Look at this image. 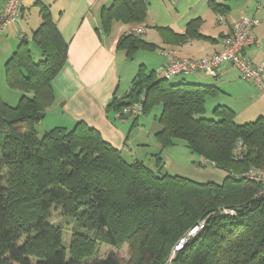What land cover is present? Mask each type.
<instances>
[{
    "label": "trees",
    "instance_id": "trees-1",
    "mask_svg": "<svg viewBox=\"0 0 264 264\" xmlns=\"http://www.w3.org/2000/svg\"><path fill=\"white\" fill-rule=\"evenodd\" d=\"M229 1L208 5L219 17L230 10ZM39 13L30 39L23 36L4 64L6 82L20 97L14 106L0 98V264H116L112 253L95 258L93 248L96 242L127 241L141 244L138 264H162L165 256L155 252L153 236H170L174 245L200 219H206L202 230L175 252L172 264H264V197L244 175L249 167H264V117L237 124L230 108L216 106L218 117L205 118L206 97L216 86L171 83L142 67L129 90L112 97L107 110L113 114L140 99L142 114L159 105L160 150L182 142L198 157L195 166L225 171L220 182L164 172L159 154L152 169L83 121L39 136L36 124L54 100L52 81L68 49L48 7L40 5ZM146 15L147 0H112L100 9L106 32L113 21L142 23ZM200 21H189L182 35L159 30L164 39L207 38L198 31ZM133 33L117 43L127 59L154 47ZM224 208L235 214H224ZM71 216L78 221L68 231L50 222Z\"/></svg>",
    "mask_w": 264,
    "mask_h": 264
},
{
    "label": "crops",
    "instance_id": "crops-1",
    "mask_svg": "<svg viewBox=\"0 0 264 264\" xmlns=\"http://www.w3.org/2000/svg\"><path fill=\"white\" fill-rule=\"evenodd\" d=\"M111 1L21 0V20L10 23L0 34V53L4 58L11 53L10 51L13 52V44L10 41H15L16 38L19 41L23 36L30 39L32 31L41 22L40 5L48 7L58 31L68 44L66 61L52 81L54 100L44 117L45 119L52 113L49 130L57 126L68 129L75 122L83 121L99 131L107 143L121 150L123 154L141 158L140 151L146 145V140L140 138L139 133L133 134L135 124L130 123L133 117L119 119L111 110H107L112 97L115 95L119 98L124 95L135 76L133 74L122 79L121 63L126 62L127 57L125 51L117 47L119 39L134 32V35L154 45L153 48L145 50L161 49L163 60L156 66L159 71L167 62L164 51H172L178 57L193 59L220 51L224 46L223 37L242 14L255 16L260 20L258 1L261 3L262 0L229 1L226 4L230 10L222 19L211 11L208 0H147V15L144 22L125 24L113 21L109 32H106L101 23L100 9L104 5L108 6ZM4 2L5 0H0V9ZM196 19L201 21L198 26L195 22L192 23L191 29L197 26L198 31L207 38L181 36L183 38L177 39L168 34L164 39L160 33L159 28H168L173 33L182 35L187 23ZM260 23L261 20L251 32V37L257 39L259 43L262 42L258 38L257 30ZM137 29H142V32L137 34L135 32ZM27 30L31 33L27 34ZM250 48L252 47L245 49L246 56L252 52ZM229 70L227 67L222 68L219 76L223 78ZM189 76L190 82L218 86L216 78L203 72L197 71ZM160 128L155 116L146 134L154 140L156 148L159 145L155 133ZM174 162L176 163L173 169L178 175H185L193 180L204 176V169L193 165L192 162L186 160Z\"/></svg>",
    "mask_w": 264,
    "mask_h": 264
},
{
    "label": "rangeland",
    "instance_id": "rangeland-1",
    "mask_svg": "<svg viewBox=\"0 0 264 264\" xmlns=\"http://www.w3.org/2000/svg\"><path fill=\"white\" fill-rule=\"evenodd\" d=\"M257 2V1H256ZM257 4V3H256ZM260 6V14L258 17L261 20L260 26L258 27V38L262 40L257 47L256 45L251 46L252 52L250 51L247 54V57L251 59L255 64L264 60V0L258 1ZM31 31L27 30V34H30ZM4 37V36H2ZM15 42V43H13ZM13 45L14 50L16 46L19 44V39L10 41ZM161 50V49H160ZM160 50H145L138 49L134 51L131 59L126 58V62L122 61L120 74L122 79H126L133 74H136L138 69L142 67L145 72L157 71L158 64L163 60L162 55L160 54ZM12 53V51H10ZM11 53H8L6 57H2L0 53V98L5 103L14 106L17 104L20 91L12 89L8 86L5 79V60L10 56ZM161 55V56H160ZM201 72V71H199ZM159 76V74H157ZM189 74L182 76H174L169 80L171 83H176L181 81L190 82ZM217 81V90L214 93L207 95L205 101V112L203 116L205 118H217L218 116L213 112V109L216 106H226L230 108L234 113V122L237 124H243L247 122H252L256 120L259 116L264 117V95L261 92L260 88L254 86L250 82L242 80L237 71L230 68V70L221 78V76L216 77ZM160 112V106L153 107L146 114H142L138 117V121L132 118L131 124L134 123L133 126V134L139 133L140 138L146 140V145L143 150L140 151V156H142V160H144V164L148 167L154 169L156 167V156L154 154H159L160 156V164L163 166V171L168 172L169 174H176L174 161L186 160L187 162H193V165H196L198 161V157L194 154H190L189 150L183 146L182 142H178L173 146L166 147L162 150L155 147L154 140L147 136L146 132L153 124L155 116H158ZM52 113H49L45 119H42V122L36 124V130L39 136H41L44 132L51 128L49 124L52 123ZM130 119V118H129ZM44 120V121H43ZM138 124V125H137ZM71 128V127H70ZM69 129V128H68ZM141 133V134H140ZM127 156V155H126ZM128 157V156H127ZM250 168V167H249ZM204 176L199 177L197 180L199 182H207V181H217L219 182L224 176L225 171L219 168H216L211 165H207L203 167ZM185 176V175H181ZM260 191V187L258 193ZM257 193V195H258ZM223 210V209H222ZM77 219L75 217H60L51 219L50 222L54 225H58L61 223L64 230H69L72 227ZM206 221V219H200L199 222ZM198 223V222H197ZM195 223V224H197ZM194 224V225H195ZM192 225L186 232L183 231L177 239H179L173 246L169 245V237L166 240H161L157 236L154 237L155 245L158 247L159 251H155L156 253L160 252V255L165 256L163 261L167 258L170 259L174 256L175 252L179 251L183 244L188 241V239L193 238L195 236L189 237L185 242L182 243V247L177 250V246L182 238H185L187 232L194 227ZM141 244L138 242H124L120 245H108L106 243L96 242L94 250L95 258H104L109 253H112L115 257L116 264H138L140 262V254L142 255V251H140Z\"/></svg>",
    "mask_w": 264,
    "mask_h": 264
},
{
    "label": "built area",
    "instance_id": "built-area-1",
    "mask_svg": "<svg viewBox=\"0 0 264 264\" xmlns=\"http://www.w3.org/2000/svg\"><path fill=\"white\" fill-rule=\"evenodd\" d=\"M21 0H5L3 7L0 9V34L5 28L13 22L21 20ZM223 16H219L222 19ZM260 20L255 16L242 14L235 20L229 32L223 37V48L211 55H204L200 58H183L174 55L172 51H164L166 64L158 71L160 77L171 79L174 76H182L197 71H201L208 76L218 77L222 68H232L237 71L239 77L254 86L260 88L264 95V60L259 63H253L244 51L246 48L258 45L259 41L251 37L252 29L259 25ZM137 34L142 29L135 30ZM143 99V96L141 95ZM143 103L141 99L135 103L123 106L115 112V117L125 119L127 117H138L142 115ZM238 150L241 148L238 145ZM244 175L249 179L257 182L260 186L258 195L264 197V167H250ZM224 214L234 215L235 210L224 208ZM204 221L198 222L187 232L185 238H182L178 244V249L187 238L197 235L203 228ZM172 259H166L162 264H172Z\"/></svg>",
    "mask_w": 264,
    "mask_h": 264
}]
</instances>
